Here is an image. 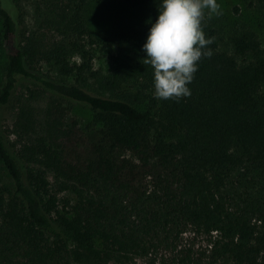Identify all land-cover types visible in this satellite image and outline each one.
<instances>
[{
    "label": "trees",
    "instance_id": "1",
    "mask_svg": "<svg viewBox=\"0 0 264 264\" xmlns=\"http://www.w3.org/2000/svg\"><path fill=\"white\" fill-rule=\"evenodd\" d=\"M95 1L0 0V264H264V45L213 42L161 99V0L94 34Z\"/></svg>",
    "mask_w": 264,
    "mask_h": 264
},
{
    "label": "clouds",
    "instance_id": "2",
    "mask_svg": "<svg viewBox=\"0 0 264 264\" xmlns=\"http://www.w3.org/2000/svg\"><path fill=\"white\" fill-rule=\"evenodd\" d=\"M205 9L220 15L217 0H161L158 17L150 22L142 51L154 69V92L161 99H180L191 95L188 85L198 71L204 49L213 43L206 38L202 22Z\"/></svg>",
    "mask_w": 264,
    "mask_h": 264
},
{
    "label": "rangeland",
    "instance_id": "3",
    "mask_svg": "<svg viewBox=\"0 0 264 264\" xmlns=\"http://www.w3.org/2000/svg\"><path fill=\"white\" fill-rule=\"evenodd\" d=\"M221 6L220 15L211 14L205 9V17L202 22L206 38L210 37L213 42L218 44L220 51H225L233 56L242 64L252 61L251 55L238 56L235 54L232 39L243 35L244 33H254L256 39L264 45V8L257 0H217ZM95 20L91 24L93 33H102L118 25L121 21L125 24L130 22L134 16L131 13L124 12L121 6L112 4L109 0H96L93 3ZM26 25L28 30L35 26L33 12L26 8ZM112 50H105L99 53V59L96 61L97 68H104L105 60ZM4 54L0 48V68L3 62ZM79 111L75 115H84ZM9 120L12 116L8 115ZM206 243L198 241L195 250L202 252L206 249Z\"/></svg>",
    "mask_w": 264,
    "mask_h": 264
}]
</instances>
